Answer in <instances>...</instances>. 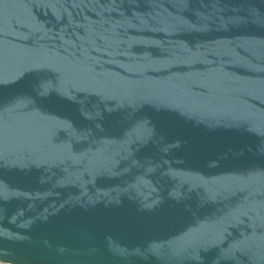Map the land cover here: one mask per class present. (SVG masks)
<instances>
[{
    "label": "water",
    "instance_id": "obj_1",
    "mask_svg": "<svg viewBox=\"0 0 264 264\" xmlns=\"http://www.w3.org/2000/svg\"><path fill=\"white\" fill-rule=\"evenodd\" d=\"M0 261L264 264V0H0Z\"/></svg>",
    "mask_w": 264,
    "mask_h": 264
},
{
    "label": "built area",
    "instance_id": "obj_2",
    "mask_svg": "<svg viewBox=\"0 0 264 264\" xmlns=\"http://www.w3.org/2000/svg\"><path fill=\"white\" fill-rule=\"evenodd\" d=\"M0 264H12V263L0 261Z\"/></svg>",
    "mask_w": 264,
    "mask_h": 264
}]
</instances>
